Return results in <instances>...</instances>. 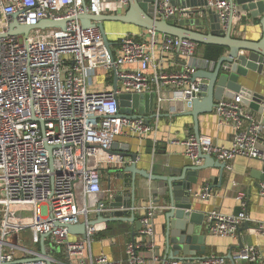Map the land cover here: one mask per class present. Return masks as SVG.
I'll return each instance as SVG.
<instances>
[{
  "label": "built area",
  "instance_id": "built-area-1",
  "mask_svg": "<svg viewBox=\"0 0 264 264\" xmlns=\"http://www.w3.org/2000/svg\"><path fill=\"white\" fill-rule=\"evenodd\" d=\"M229 0H205L204 7L219 16L220 27L230 23ZM128 0H114L112 11L126 9ZM104 0H0V264H181L164 259L154 239V215L159 206L150 201L142 207L136 234L126 243L125 257L114 261L104 252L93 253L98 230L88 222L106 209L102 201L115 191L111 173L102 179L104 166L124 162L111 153L115 137L144 138L157 128L163 103L187 106L200 92L198 69L212 68L199 44L187 38L142 29L115 40L110 58L97 26L84 28L77 17L101 14ZM173 0H156L154 17L181 14ZM232 14V23L236 17ZM42 19H65V28L31 29L24 35L7 33L10 23L35 25ZM100 49V51H98ZM175 52L183 59L179 71H167L163 60ZM102 67L116 77V87L95 90L94 76ZM154 93L153 122L119 115L116 97L121 94ZM255 94L238 93L223 98L213 109L219 123L232 129L228 147L216 145L209 135L190 134L184 141L185 155L198 162L200 150L225 163L237 157L264 160V125L242 102ZM259 105L264 111V93ZM153 131V132H154ZM264 198V182L258 187ZM196 197L207 199L211 189L203 187ZM241 210L236 214L209 211L208 233L234 237L238 227L250 220L241 193H236ZM132 210L136 212V207ZM85 223V235L71 234L67 224ZM264 235V222L257 224ZM28 230L44 236V251L31 250L18 242ZM234 260L264 264L252 245H243ZM198 264H225L226 258L210 254Z\"/></svg>",
  "mask_w": 264,
  "mask_h": 264
},
{
  "label": "water",
  "instance_id": "water-1",
  "mask_svg": "<svg viewBox=\"0 0 264 264\" xmlns=\"http://www.w3.org/2000/svg\"><path fill=\"white\" fill-rule=\"evenodd\" d=\"M156 0H128V6L120 14H82L77 17L84 28L97 26L101 32L103 43L112 59L110 45L114 40H109L105 29V23H116L117 25L132 26L136 31L142 29L154 30L163 35L177 38H187L197 42L199 45H218L224 48L223 54L214 61L212 68L198 69L192 79H200L198 97L192 98L187 104L185 115L193 119L194 135L199 137L198 116L211 113L218 101L223 98L232 99L238 93L246 92L239 83V77H247L248 71L258 74L264 72V0H229L231 5L230 23L226 30L221 29L218 14L204 7L205 0H178L183 12L168 18L154 17V3ZM248 11L251 17L260 18L262 35L258 41H248L235 38L231 34L232 14H240ZM65 19L50 20L42 19L35 25H20L13 20L8 28L9 35L21 33L26 35L31 29L65 28ZM120 29V28H119ZM108 31L112 34H138L132 30ZM110 35V34H109ZM110 35V36H111ZM115 35V36H117ZM113 37V36H112ZM116 87L114 76L113 88ZM154 93L146 94H121L116 97L119 115L129 118L142 117L147 123L154 116L153 104ZM260 95L255 94L252 101L248 98L242 102L254 112L260 114L264 125V111L259 105ZM142 102L146 103L144 109L140 108ZM134 112V113H133ZM151 114L150 116H147ZM115 143V142H114ZM112 145L111 153H119L124 162L111 168L110 173L114 182L115 191L101 203L106 209L98 213L95 219L90 220V225L102 222H134L135 215V180L136 176L151 181L163 183L165 187V200L167 204L163 210L164 217V259L178 260L180 262H194L205 259V235L201 233L205 215L194 210L192 197V186L196 184L199 172L208 167L219 170L216 180L217 186H221L225 163L220 162L209 154L198 150V162L188 160L181 167H161L159 172H148L137 168L138 154L129 152L127 147L116 150ZM190 159V158H189ZM255 178L264 182V164L256 173ZM85 223L67 224V230L71 234L85 235ZM248 223L243 222L237 229L247 228ZM132 231L131 237H134ZM44 236L40 237V250L43 247ZM243 246L239 240V249ZM227 258L234 263L231 253ZM50 264V263H48Z\"/></svg>",
  "mask_w": 264,
  "mask_h": 264
},
{
  "label": "crops",
  "instance_id": "crops-1",
  "mask_svg": "<svg viewBox=\"0 0 264 264\" xmlns=\"http://www.w3.org/2000/svg\"><path fill=\"white\" fill-rule=\"evenodd\" d=\"M114 0H104V14H120L124 9L112 11L109 8ZM198 1V0H197ZM174 5L181 7L178 0H173ZM232 23L231 34L235 38L248 41H258L262 35L260 18L251 17L248 11L236 14ZM107 25L118 26L117 30H132L136 31L132 26L117 25L116 23H105ZM110 31H113L110 29ZM116 32V31H113ZM111 33V32H110ZM117 34H112L115 36ZM116 49V42L113 41L110 45V50L113 53ZM100 51V49H98ZM163 65L167 71H179L182 68L183 59L178 57L175 52L166 53L164 55ZM114 79L107 72L99 67L94 76L93 89L103 90L113 87ZM239 83L246 88V92L251 94L262 95L264 93V72L261 74L248 71L247 77H239ZM146 103L142 102L140 108L144 109ZM252 110V109H250ZM187 107L182 102L163 103V108L160 116L157 119L156 130L147 137L139 138L133 135H118L114 140L116 150H122L127 147L129 152L138 154L137 168L146 170L150 173L159 172L161 167H181L189 159L184 153L185 147L183 141L190 135L194 134L193 119L189 115H185ZM134 113V112H133ZM256 113V112H255ZM261 119V115L256 113ZM148 114L147 116H150ZM154 120L151 118L150 122ZM199 134L209 135L216 145L228 147L231 144L232 129L226 123H219L218 117L214 111L198 116ZM261 144L264 147V136ZM204 161L197 162L202 164ZM196 163V162H194ZM264 160L252 159L242 156H237L231 161V170L224 168L221 186L218 187L216 180L219 170L214 167H208L199 172L197 182L192 186V197L194 202V210L206 215L211 210H218L225 214H236L241 210L239 202L236 200V193H241L246 203V213L250 220L247 222L248 227L236 231L234 237L213 236L208 233L206 217H204L201 233L205 235V254H215L226 258L225 264H254L245 261L234 260L232 263L227 255H233L239 250V240L243 245L249 244L258 249L261 256L264 258V235L258 231L257 224L264 222V198L260 196L258 187L262 180L255 178L256 173L261 170ZM112 167L104 166L102 168L103 180L107 178ZM163 183L151 181L143 177L136 176L135 180V207L134 222L126 223L124 230L117 235L102 236L97 234L92 244L93 253L104 252L109 259L118 261L125 257V246L132 239V231L136 234L139 219L143 214L142 207H145L150 201L159 206L154 215V239L157 246V251L164 257V217L163 210L167 205L165 200V187ZM208 186L211 189V196L207 199L196 197V193L203 187ZM122 222V221H118ZM99 233V232H98ZM134 234V235H135ZM99 235V237H97ZM121 236L122 241L118 244L114 241L116 236ZM181 264H198L197 261L181 262Z\"/></svg>",
  "mask_w": 264,
  "mask_h": 264
},
{
  "label": "rangeland",
  "instance_id": "rangeland-1",
  "mask_svg": "<svg viewBox=\"0 0 264 264\" xmlns=\"http://www.w3.org/2000/svg\"><path fill=\"white\" fill-rule=\"evenodd\" d=\"M105 29H106V32H107V35H108V39L109 40H117L118 38L122 37L123 34H126V33H121L117 36H110L111 33H108V31L111 29L113 31L119 29L118 26L116 25H107L105 24ZM46 29H39L40 32L42 31H45ZM110 34V35H109ZM102 173V171H101ZM103 174V173H102ZM105 178L103 177L102 175V179ZM126 223H112V222H102V223H98L96 224V228L99 232V235H102V233H105L107 232L108 234H112L114 233L115 235L117 234H120L124 228L126 227ZM107 234V235H108ZM99 235L97 237H99ZM121 236H116L114 241H116V243H120L122 241L123 238H121V240L119 239ZM38 241V238L37 236H35L34 234H32L31 232H29L28 230H24V231H21L19 234H18V242L27 247L28 249H31V250H40V245L39 243L37 242Z\"/></svg>",
  "mask_w": 264,
  "mask_h": 264
},
{
  "label": "trees",
  "instance_id": "trees-1",
  "mask_svg": "<svg viewBox=\"0 0 264 264\" xmlns=\"http://www.w3.org/2000/svg\"><path fill=\"white\" fill-rule=\"evenodd\" d=\"M199 50H200L201 55L210 61H217V59L224 52V48L221 46H218V45H199ZM114 223H122L123 224V222H114ZM107 234H108L107 232L102 233V236H106ZM108 235L111 236V235H114V233L108 234Z\"/></svg>",
  "mask_w": 264,
  "mask_h": 264
}]
</instances>
